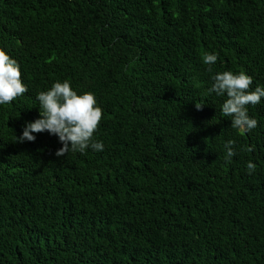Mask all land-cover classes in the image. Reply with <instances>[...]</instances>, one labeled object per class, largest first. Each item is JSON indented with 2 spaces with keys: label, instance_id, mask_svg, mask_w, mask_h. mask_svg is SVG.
Listing matches in <instances>:
<instances>
[{
  "label": "trees",
  "instance_id": "trees-1",
  "mask_svg": "<svg viewBox=\"0 0 264 264\" xmlns=\"http://www.w3.org/2000/svg\"><path fill=\"white\" fill-rule=\"evenodd\" d=\"M0 50L28 89L0 105V264H264V100L244 132L209 92L264 86V0H0ZM64 80L103 151L18 142Z\"/></svg>",
  "mask_w": 264,
  "mask_h": 264
},
{
  "label": "clouds",
  "instance_id": "clouds-1",
  "mask_svg": "<svg viewBox=\"0 0 264 264\" xmlns=\"http://www.w3.org/2000/svg\"><path fill=\"white\" fill-rule=\"evenodd\" d=\"M217 59L216 53H205L203 63L211 66ZM211 80L209 92L224 97L221 111L225 116L231 117V125L244 132L254 129L257 121L249 117L247 106L260 104L264 100V86L258 85L249 91L252 77L231 71L216 72ZM27 90L21 80L18 62L4 50H0V105L11 103ZM36 100L42 110L39 111V118L25 123L18 142H32L36 138L34 134L47 132L50 136H56L62 145L55 153L57 157H63L69 151L82 153L88 148L103 151V142L93 139L102 117V109L97 106L93 93L78 95L70 82L64 80L37 93ZM228 143L231 144L230 141ZM233 155L229 148L226 160H230ZM247 168L252 170L255 165L249 162Z\"/></svg>",
  "mask_w": 264,
  "mask_h": 264
}]
</instances>
